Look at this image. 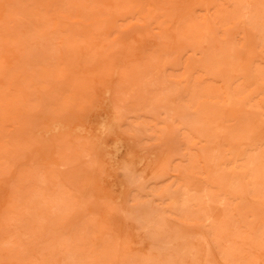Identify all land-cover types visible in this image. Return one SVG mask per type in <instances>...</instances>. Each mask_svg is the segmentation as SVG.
<instances>
[{
	"label": "rangeland",
	"instance_id": "rangeland-1",
	"mask_svg": "<svg viewBox=\"0 0 264 264\" xmlns=\"http://www.w3.org/2000/svg\"><path fill=\"white\" fill-rule=\"evenodd\" d=\"M0 264H264V0H0Z\"/></svg>",
	"mask_w": 264,
	"mask_h": 264
},
{
	"label": "bare ground",
	"instance_id": "bare-ground-1",
	"mask_svg": "<svg viewBox=\"0 0 264 264\" xmlns=\"http://www.w3.org/2000/svg\"><path fill=\"white\" fill-rule=\"evenodd\" d=\"M208 30H209V28H208Z\"/></svg>",
	"mask_w": 264,
	"mask_h": 264
}]
</instances>
